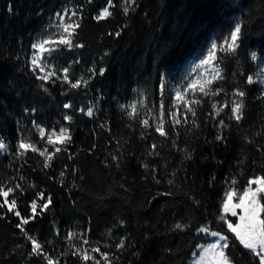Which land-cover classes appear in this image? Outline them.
Returning <instances> with one entry per match:
<instances>
[{"label": "trees", "instance_id": "16d2710c", "mask_svg": "<svg viewBox=\"0 0 264 264\" xmlns=\"http://www.w3.org/2000/svg\"><path fill=\"white\" fill-rule=\"evenodd\" d=\"M112 4V15L98 22L94 17L108 0H0V138L8 145L0 152V184L21 186L15 197L21 216L29 218L23 227L59 264H85L74 250L83 239L101 264L92 248L107 253L111 264H190L198 247L211 241L197 234L200 225L210 222L214 231L234 239L217 219L231 181L242 190L250 178L264 176V91L247 83L260 62L251 53L264 57V0H136L128 15L124 0ZM68 5L77 10L81 25L74 43L83 47L62 48L53 59L60 61L57 70L70 66L74 79L89 80L87 88L55 79L45 83L31 70V44ZM237 22L243 25L240 47L223 56L224 79L212 86L222 91L193 105L196 116L188 113L187 123L181 105L182 122L173 128L167 116L171 81ZM237 89L245 92L239 123L230 118L231 102L240 99L233 95ZM161 99L167 138L155 131ZM140 100L146 107L137 103L138 114L130 119L127 106ZM65 103L72 107L65 109ZM213 103L229 107L217 116ZM90 106L93 117L79 110ZM143 119L151 126L143 127ZM33 121L46 132L70 130L71 140L57 145L67 150L57 153L49 168L36 153L18 156L20 139L29 137L53 150L46 136L39 140ZM40 192L52 200L43 211ZM32 200L38 205L34 217ZM18 223L7 207L0 208V264H47L31 254ZM177 223L187 227L177 230ZM68 233L76 235L69 241ZM121 240L124 247L118 248ZM229 252L237 264H252L238 243Z\"/></svg>", "mask_w": 264, "mask_h": 264}, {"label": "snow or ice", "instance_id": "6c2138e0", "mask_svg": "<svg viewBox=\"0 0 264 264\" xmlns=\"http://www.w3.org/2000/svg\"><path fill=\"white\" fill-rule=\"evenodd\" d=\"M136 0H124L125 7L123 12L125 15L129 14L130 5L135 4ZM112 0H108V6L103 8L98 15L94 17L98 22L105 20L112 15L109 10L112 7ZM77 16L76 11H72L69 15L68 11L56 12L55 17L58 23L55 25L57 32L55 34L47 35L46 37H41L31 44L32 56H31V70L37 79H40L47 83L49 80H61L62 83L68 84L71 88L77 89L80 87L87 88L89 80H86L83 76L79 78H73L70 74V66H65L59 70L56 69L55 65L52 64L53 53L59 52L62 48H67L71 50L73 47L80 48L83 47L82 44L74 43L73 37L76 34L77 29H79L80 22L78 19H73ZM243 25L237 22L234 27L230 30L226 37L223 38L222 42L217 44L216 42L211 43L206 54L199 59L192 69V73L188 77L186 83L182 84L179 88H176L172 108L167 110L168 120L171 121V126L175 128L180 125L182 120L178 118V113L180 112L181 105L183 106V122L187 123L188 113L191 114L193 118L196 116V109L192 107L193 105L202 104V97L217 96L222 91V88L216 87L213 89V84L218 80H223V69L221 64L223 63V56L235 55L237 49L240 47L241 37H242ZM111 34V33H110ZM116 36L120 35V32L115 33ZM251 59L253 61H261V70L258 71L254 76L249 75L247 77V83L249 85L253 83L264 84V57H258L255 52L251 53ZM37 69L39 72H37ZM92 75L97 74L95 69H92ZM104 69L99 70V75L104 74ZM165 85L161 83L160 91L161 96H163ZM191 93V98L188 94ZM199 94V95H198ZM234 96L240 97L239 100H233L230 106L231 119H235L239 123L243 119V108H244V96L245 92L237 89ZM137 103L144 105V101L140 100L128 105V116L130 119H135L138 114ZM72 105L70 103H65L64 108L70 109ZM122 109L125 106H121ZM146 107V106H145ZM229 107L225 103L221 107H217V104L213 103L212 108L215 110L216 115L219 116L224 108ZM88 117H93L94 108L88 107L85 111L83 108L79 109ZM149 112L152 111L151 108L147 109ZM155 131L161 136L167 138L169 133L165 131V103L161 99L159 104V115L154 117ZM64 120L71 122L72 117L70 115H65ZM141 125L145 128L150 127L149 119H143L140 121ZM193 123L195 120L193 119ZM219 124L224 126V120H219ZM33 126L37 129L39 140L44 141L46 136V128L42 125L36 124L33 121ZM222 136H218L217 139H222ZM71 140L70 130L66 127H61L57 131L52 129L51 133L47 135L46 144L52 146V151L49 147L38 146L37 142L33 141L30 137L20 139L17 145V153L19 157H25L28 152L36 153L43 158V167L49 168L51 166V161L57 153L61 151H66V147H61L57 145H65ZM175 144V142H173ZM8 145L5 144L2 138H0V152L7 151ZM152 148L155 149L156 145L153 144ZM116 159V157H113ZM147 167V165H145ZM63 176V173H61ZM159 182V181H157ZM171 183V181H170ZM237 183L235 179L231 181V185L227 191L224 193V198L221 205V214L218 215L217 219L226 226L227 233H230L234 238L230 240L229 236L220 231H214L212 229L211 223L202 224L196 228L197 234H204L206 236H211L216 238L213 243H211L207 248L201 247L199 258L194 260V264H237L233 256L230 254L229 250L231 246L238 243L239 246L244 249L252 257V264H264V176H258L250 178L247 185L242 189L238 190L234 187ZM17 189H21L19 184L12 186H7L0 184V208L7 207L8 212H12L16 217L19 218V223L16 225L21 232L29 239L31 242V254L35 256H42L47 264H59L58 260H54L50 255L43 251V245L34 237L29 236L24 229V225L29 223L28 217L21 216V212L18 210V202L15 197V192ZM170 195V193H167ZM12 198L9 199V196ZM39 199L45 200V194L40 192L38 194ZM236 201L235 203L233 201ZM51 196H48L45 202L40 205L41 210H45L51 204ZM31 211L33 217L36 214L37 202L36 200L31 201ZM229 215L235 219H229ZM187 225L177 223L175 229L185 230ZM76 234L68 233L67 239L70 241ZM89 241L87 239L82 240V244L87 245ZM124 247V241L121 240L118 244V248ZM91 252L99 253L105 264H111L109 256L107 253L100 252L98 247L92 248ZM73 254H76L75 252ZM81 259L87 264L89 260L93 261V264H101V261L96 259V257L91 256L87 249L81 251ZM195 255V254H194Z\"/></svg>", "mask_w": 264, "mask_h": 264}, {"label": "rangeland", "instance_id": "374dc122", "mask_svg": "<svg viewBox=\"0 0 264 264\" xmlns=\"http://www.w3.org/2000/svg\"><path fill=\"white\" fill-rule=\"evenodd\" d=\"M65 10L68 11L69 15H71V12H72V11H76V12H77V10H76L75 8H73V7L69 6V5L63 7L62 10L59 11V12H63V11H65ZM77 18H78V12H77V16L74 17L73 19H77ZM57 23H58V20H57L56 17H55L54 20H53V22H52V24H51V26H50L48 29H46V32H45V33H41L39 36L35 37L33 43H34V42H37V40H38L39 38H41V37H46L47 35L55 34V33L57 32V28L55 27V25H56ZM221 42H222V41H221ZM221 42H220V43H221ZM212 43H213V42H212ZM217 44H218V43H217ZM210 45H211V44H210ZM210 45H209V47H210ZM209 47L207 48V50L209 49ZM207 50L205 51V53H204L203 55H201V56H199V57H196V58H193V59L190 60V62H189L188 65L186 66V69H185V72H184V75H183V76H180V75H179L180 77H178V78L174 79L173 81H171V83H170V87H169L171 106H172V101H173V97H174V93H175L176 88H179L182 84L186 83L188 77H189L190 74L192 73V69H193L194 65H195L196 63H198V62H199V59L202 58V57L206 54ZM32 51H33V50H32ZM31 56H32V53H31ZM52 64H54L55 67H56L57 64H60V61H58V60H56V59H52ZM56 68H57V67H56ZM260 70H261V61L258 63V70H257V72L260 71ZM257 84H258V85L262 88V90L264 91V84H260V83H257ZM190 94H191V93H189L188 96H189ZM50 133H51V131L46 132V137H47V135L50 134ZM4 152H5V151H4ZM233 202L235 203L236 201L234 200ZM215 239H216V238L211 237V242H210V243H208L207 245H201V246H199V247H198V251H197V253L193 256V258H192L190 264H194V260H196V259L199 258L200 248H201V247L207 248L211 243H213V242L215 241ZM73 244H74V243H73ZM83 249H87V247H85L84 244H81V242H80V243L77 242V243L74 244V250H75L76 253L80 254L81 251H82ZM88 252H89V251H88ZM89 254H90V252H89ZM80 255H81V254H80Z\"/></svg>", "mask_w": 264, "mask_h": 264}]
</instances>
